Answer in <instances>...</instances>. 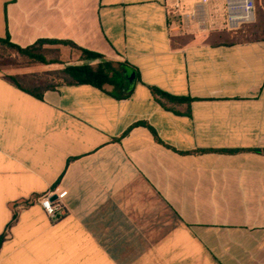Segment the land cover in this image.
<instances>
[{
  "label": "crops",
  "instance_id": "0c3cea01",
  "mask_svg": "<svg viewBox=\"0 0 264 264\" xmlns=\"http://www.w3.org/2000/svg\"><path fill=\"white\" fill-rule=\"evenodd\" d=\"M255 4L231 30L225 0H0L1 39L69 41L136 76L129 96L63 85L39 100L0 72V264H264Z\"/></svg>",
  "mask_w": 264,
  "mask_h": 264
},
{
  "label": "trees",
  "instance_id": "16d2710c",
  "mask_svg": "<svg viewBox=\"0 0 264 264\" xmlns=\"http://www.w3.org/2000/svg\"><path fill=\"white\" fill-rule=\"evenodd\" d=\"M66 45L76 49L80 53V59L74 64H64L57 59L47 60L44 49L46 45ZM0 47L20 55L28 60L30 64L63 65L60 70L50 71L43 76L34 73L15 74L4 76L5 80L22 92L29 94L39 100H43L44 94L48 91H54L63 85H90L104 91L106 88H112L122 94L126 82L124 80V71H128L126 65L105 59L99 53L79 48L69 41L40 40L32 46L22 48L8 38H0ZM51 77L52 79H48ZM153 95L163 106L168 104H180L182 102L190 103L191 99L172 96L164 91L153 88ZM136 126H146L153 133L154 130L146 123H137ZM4 236L0 237V246Z\"/></svg>",
  "mask_w": 264,
  "mask_h": 264
},
{
  "label": "rangeland",
  "instance_id": "374dc122",
  "mask_svg": "<svg viewBox=\"0 0 264 264\" xmlns=\"http://www.w3.org/2000/svg\"><path fill=\"white\" fill-rule=\"evenodd\" d=\"M47 60L57 59L64 64H74L79 61V53L70 47L44 46ZM62 65L30 64L27 59L0 47V72L4 76L34 73L43 76L45 73L62 69ZM48 79H52L49 77Z\"/></svg>",
  "mask_w": 264,
  "mask_h": 264
},
{
  "label": "built area",
  "instance_id": "2783aa9c",
  "mask_svg": "<svg viewBox=\"0 0 264 264\" xmlns=\"http://www.w3.org/2000/svg\"><path fill=\"white\" fill-rule=\"evenodd\" d=\"M207 0H203L206 2ZM226 22L231 30L250 24L255 19V0H225ZM54 197H56L54 199ZM39 204L50 219L56 220L64 214L62 201L52 193L39 197Z\"/></svg>",
  "mask_w": 264,
  "mask_h": 264
},
{
  "label": "water",
  "instance_id": "95a60500",
  "mask_svg": "<svg viewBox=\"0 0 264 264\" xmlns=\"http://www.w3.org/2000/svg\"><path fill=\"white\" fill-rule=\"evenodd\" d=\"M124 80L126 82V87L124 88V96H129L136 84V76L135 73H128V71H124ZM56 197H54L55 199Z\"/></svg>",
  "mask_w": 264,
  "mask_h": 264
}]
</instances>
